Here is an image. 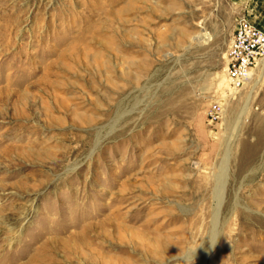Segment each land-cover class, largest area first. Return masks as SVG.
Wrapping results in <instances>:
<instances>
[{
  "label": "rangeland",
  "instance_id": "rangeland-1",
  "mask_svg": "<svg viewBox=\"0 0 264 264\" xmlns=\"http://www.w3.org/2000/svg\"><path fill=\"white\" fill-rule=\"evenodd\" d=\"M241 15L264 0H0V264H264Z\"/></svg>",
  "mask_w": 264,
  "mask_h": 264
},
{
  "label": "built area",
  "instance_id": "built-area-1",
  "mask_svg": "<svg viewBox=\"0 0 264 264\" xmlns=\"http://www.w3.org/2000/svg\"><path fill=\"white\" fill-rule=\"evenodd\" d=\"M258 74L264 79V27L241 15L236 19L226 53L225 81L230 90L238 92L254 82ZM223 111V105L215 102L208 108L207 117L219 120Z\"/></svg>",
  "mask_w": 264,
  "mask_h": 264
},
{
  "label": "bare ground",
  "instance_id": "bare-ground-1",
  "mask_svg": "<svg viewBox=\"0 0 264 264\" xmlns=\"http://www.w3.org/2000/svg\"><path fill=\"white\" fill-rule=\"evenodd\" d=\"M263 81V77H262V74H258V76H257V78H256V80H255V82H254V84H253V87L257 84V83H260V82H262ZM251 83V82H250ZM253 83V82H252ZM247 84H249V83H247ZM249 98H250V96H248V98L246 99V102H245V104H244V106H243V108H242V111H241V114H240V116L246 111V109H247V104H248V101H249ZM239 116V117H240ZM239 120V119H238ZM220 166H222V165H220ZM222 173L224 174L225 173V167H224V170H222ZM222 173H221V175H222ZM224 176V175H223ZM223 179H224V177H223ZM218 181H219V179H218ZM224 181V180H223ZM221 184V183H220ZM219 187H222V186H219ZM221 189V188H220ZM216 195V197L218 198V202H220L221 201V198H222V191L221 190H219L218 192L216 191V193H215Z\"/></svg>",
  "mask_w": 264,
  "mask_h": 264
},
{
  "label": "crops",
  "instance_id": "crops-1",
  "mask_svg": "<svg viewBox=\"0 0 264 264\" xmlns=\"http://www.w3.org/2000/svg\"><path fill=\"white\" fill-rule=\"evenodd\" d=\"M256 22H262L263 23V21H261V20H259V19H256L255 20ZM254 22V21H253ZM255 23V22H254ZM256 25H258V26H260V27H264V24L262 25L261 23H255Z\"/></svg>",
  "mask_w": 264,
  "mask_h": 264
}]
</instances>
